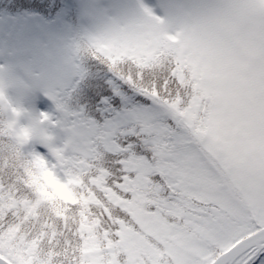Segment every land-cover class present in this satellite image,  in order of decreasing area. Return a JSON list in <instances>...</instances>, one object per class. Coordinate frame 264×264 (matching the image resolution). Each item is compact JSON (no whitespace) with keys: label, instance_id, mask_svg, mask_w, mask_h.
I'll return each instance as SVG.
<instances>
[{"label":"snow or ice","instance_id":"1","mask_svg":"<svg viewBox=\"0 0 264 264\" xmlns=\"http://www.w3.org/2000/svg\"><path fill=\"white\" fill-rule=\"evenodd\" d=\"M11 7L75 13L74 0ZM46 95L55 113H40L20 142L19 187L0 183V264H264V214L237 219L217 199L193 197L192 152L134 78L93 59ZM64 232L75 247L41 251Z\"/></svg>","mask_w":264,"mask_h":264},{"label":"clouds","instance_id":"2","mask_svg":"<svg viewBox=\"0 0 264 264\" xmlns=\"http://www.w3.org/2000/svg\"><path fill=\"white\" fill-rule=\"evenodd\" d=\"M80 3L92 14L63 41L65 78L93 59L134 78L195 154L193 197L215 198L237 219L264 214V0ZM8 73L0 67V183L15 190L28 163L20 142L43 118L20 122L25 110L9 96Z\"/></svg>","mask_w":264,"mask_h":264},{"label":"rangeland","instance_id":"3","mask_svg":"<svg viewBox=\"0 0 264 264\" xmlns=\"http://www.w3.org/2000/svg\"><path fill=\"white\" fill-rule=\"evenodd\" d=\"M91 14V5L86 4L82 15ZM70 32L68 26L38 16L18 21L0 17V67L7 65L9 69L8 92L12 102L25 110L21 123L42 112L55 113L44 85L55 80L58 86L65 79L63 41ZM42 101L48 104L42 106ZM184 162L189 174L194 172L195 154H187ZM90 251L91 248L87 249L86 254Z\"/></svg>","mask_w":264,"mask_h":264},{"label":"trees","instance_id":"4","mask_svg":"<svg viewBox=\"0 0 264 264\" xmlns=\"http://www.w3.org/2000/svg\"><path fill=\"white\" fill-rule=\"evenodd\" d=\"M14 3V0H0V17H8L12 18L14 20L17 19L20 20L30 18L32 16H38L42 20L45 21H52L56 22V24H63L70 28L71 33L75 32L77 29V26L79 24L80 18L83 14V9L85 10L86 4H81L80 0H74L75 4V13L73 16L67 15V10L64 7H61L57 9L55 12H50L47 15L42 14L37 9L33 8H23V7H11V5ZM69 35L67 36V38ZM66 38V39H67ZM2 113H0V117H2ZM171 123V121H169ZM129 164L132 168H138L140 167V162L136 160L129 161ZM72 241V246L75 247V241L73 237L68 233L64 232L62 237H58L55 242L52 244H49L47 241L45 244L41 247V251L45 252L46 255L51 256L52 255V248H56L57 252L62 253L63 250L68 246L69 241ZM87 249L85 250V252Z\"/></svg>","mask_w":264,"mask_h":264}]
</instances>
